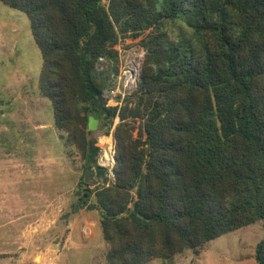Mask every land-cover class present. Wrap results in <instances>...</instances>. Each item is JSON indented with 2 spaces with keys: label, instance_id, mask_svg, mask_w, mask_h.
<instances>
[{
  "label": "trees",
  "instance_id": "trees-1",
  "mask_svg": "<svg viewBox=\"0 0 264 264\" xmlns=\"http://www.w3.org/2000/svg\"><path fill=\"white\" fill-rule=\"evenodd\" d=\"M0 4L26 15L39 93L85 171L98 155L88 114L102 110V126H114L113 179L71 207L97 212L106 264H173L264 220V0ZM128 37L140 38L144 60L135 90L110 107L115 74L97 64ZM254 259L264 264V237Z\"/></svg>",
  "mask_w": 264,
  "mask_h": 264
},
{
  "label": "rangeland",
  "instance_id": "rangeland-1",
  "mask_svg": "<svg viewBox=\"0 0 264 264\" xmlns=\"http://www.w3.org/2000/svg\"><path fill=\"white\" fill-rule=\"evenodd\" d=\"M139 40L120 39L115 59L97 64L117 76L111 75L113 92L104 91L107 106H120L136 88L145 55ZM41 64L26 15L0 4V264H106L97 212L83 207L71 213V207L82 192L112 180V171L98 180L94 168L85 171L61 140L51 105L38 90ZM130 64L138 71L133 84L125 81ZM102 118L96 130L88 128L97 158L107 142L103 137L114 129L102 126ZM263 237L264 220L205 244L197 255L179 254L172 263L257 264L255 247Z\"/></svg>",
  "mask_w": 264,
  "mask_h": 264
},
{
  "label": "built area",
  "instance_id": "built-area-1",
  "mask_svg": "<svg viewBox=\"0 0 264 264\" xmlns=\"http://www.w3.org/2000/svg\"><path fill=\"white\" fill-rule=\"evenodd\" d=\"M131 67L128 71V75L126 76V72H125V81L130 82V84H133L136 79H137V75H138V71H136L137 65L136 64H130ZM117 76L114 75L113 78H116ZM118 79V78H117ZM120 79V78H119ZM113 90V89H112ZM109 94H111L113 91H109L107 90ZM107 94V93H105ZM110 96H107V98ZM107 101V100H106ZM104 138V139H103ZM102 139L105 140L106 139V143L103 144V146H99L101 153L100 156L97 158V167L102 168L105 172H110L112 171V168L114 166L115 163V159H114V144L112 141V137L111 134H109L107 137H103ZM108 174V173H107ZM111 174V173H109ZM112 179H113V174H112Z\"/></svg>",
  "mask_w": 264,
  "mask_h": 264
},
{
  "label": "water",
  "instance_id": "water-1",
  "mask_svg": "<svg viewBox=\"0 0 264 264\" xmlns=\"http://www.w3.org/2000/svg\"><path fill=\"white\" fill-rule=\"evenodd\" d=\"M103 116L102 110H99L98 112H92L88 115V128L91 130H96L99 123V118ZM106 121V119H103ZM94 172L96 173L97 177H104V170L100 167H95ZM106 181V180H105Z\"/></svg>",
  "mask_w": 264,
  "mask_h": 264
},
{
  "label": "flooded vegetation",
  "instance_id": "flooded-vegetation-1",
  "mask_svg": "<svg viewBox=\"0 0 264 264\" xmlns=\"http://www.w3.org/2000/svg\"><path fill=\"white\" fill-rule=\"evenodd\" d=\"M97 177V176H96ZM102 177H97L98 180H101Z\"/></svg>",
  "mask_w": 264,
  "mask_h": 264
}]
</instances>
